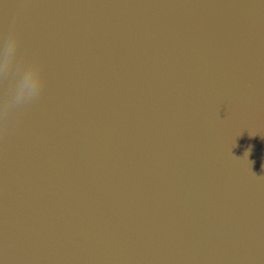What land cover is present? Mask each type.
Instances as JSON below:
<instances>
[{
	"label": "water",
	"instance_id": "95a60500",
	"mask_svg": "<svg viewBox=\"0 0 264 264\" xmlns=\"http://www.w3.org/2000/svg\"><path fill=\"white\" fill-rule=\"evenodd\" d=\"M0 264H264V0H0Z\"/></svg>",
	"mask_w": 264,
	"mask_h": 264
}]
</instances>
